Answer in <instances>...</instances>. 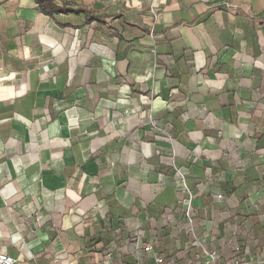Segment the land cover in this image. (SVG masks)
<instances>
[{"label":"crops","instance_id":"0c3cea01","mask_svg":"<svg viewBox=\"0 0 264 264\" xmlns=\"http://www.w3.org/2000/svg\"><path fill=\"white\" fill-rule=\"evenodd\" d=\"M53 3L83 13L48 16L34 0H0V249L15 264H32L29 253L38 264H90L102 240L112 242L107 228L173 209L171 178L161 184L172 153L191 180L248 160L223 185L238 182L226 194L238 209L248 187L256 197L264 183V0ZM152 141L155 155L141 162L140 143ZM194 191L209 218L206 188ZM3 200L17 208L23 247ZM55 242L64 250L54 253Z\"/></svg>","mask_w":264,"mask_h":264},{"label":"built area","instance_id":"2783aa9c","mask_svg":"<svg viewBox=\"0 0 264 264\" xmlns=\"http://www.w3.org/2000/svg\"><path fill=\"white\" fill-rule=\"evenodd\" d=\"M154 19L157 18L156 12L151 10ZM89 96L92 92L89 90ZM75 110V107L68 108L64 113ZM133 113L124 112L126 117H130ZM130 114V115H129ZM76 120L75 115L68 116ZM152 129L156 130L169 144L173 139L169 129L160 122H155L152 116L148 118ZM76 128V125H73ZM155 142H142L139 146L140 161L145 162L154 156V151L151 152L150 146ZM169 160V175L163 174L161 184L165 183V178L169 176L171 183L176 192V205L171 210L156 215V228L158 232L165 230L166 235L158 244L159 238L154 234L149 225L137 218H127L124 220L122 228L125 235L131 238V242L126 247V252L131 257L133 264H178V251L182 248L178 245V237L183 233L186 238L185 246L188 247L182 260L186 264H264V218L258 216L257 222H261L262 228L256 232L254 239L247 240L246 243L236 244L232 238L238 233V221L234 218L225 220L222 233L227 234L228 239H224L218 246H213L214 239H218V232L215 221L205 216L204 194H197L194 187L204 186L206 195H211L214 203L221 210L225 209L228 204V196L223 193L221 186L226 182L227 178H235L238 174H243L244 169L249 164V161L244 159L240 161V166L235 172L215 173L213 170H204L203 177L191 180L187 168L180 167L174 162L173 153ZM116 161H120L116 158ZM193 166V165H192ZM149 168H144V176L146 177ZM230 175V176H229ZM146 179V178H145ZM262 193V201L264 204V191ZM254 195L253 190H246L245 197L251 199ZM43 203V202H42ZM40 202V204H42ZM3 207L7 210L6 219L12 223L15 228L13 236L14 243H20L21 247L25 246V240L22 236V230L19 226V221L16 220L13 210L9 209L8 204L3 200ZM95 210H102V205L96 203ZM262 219V220H261ZM256 221V220H255ZM35 223L39 230L42 226V220L39 216L35 217ZM114 237L108 245L105 246L99 257L94 255L88 256L90 264H124L123 250L115 243V240L120 236L121 229L119 227L113 230ZM153 234V235H152ZM155 235V236H154ZM44 242H52L49 237H44ZM46 245V244H44ZM261 249L260 255H257L255 248ZM54 253L64 250L63 245L59 242L53 244ZM256 252V253H254ZM94 254L90 251L89 254ZM29 260L32 264H38L37 258L29 253ZM76 257V256H75ZM16 259L8 254L6 248L0 249V264H15ZM52 264H56L57 260L53 259Z\"/></svg>","mask_w":264,"mask_h":264},{"label":"trees","instance_id":"16d2710c","mask_svg":"<svg viewBox=\"0 0 264 264\" xmlns=\"http://www.w3.org/2000/svg\"><path fill=\"white\" fill-rule=\"evenodd\" d=\"M34 2L38 5L39 9L44 14H46L48 16H50L54 13H64V14L73 13V14H77V15L83 13L82 10H70V9H66V8H59V7L54 5L53 0H34ZM130 87H132V84ZM252 181H256L255 183H257L259 180H252ZM237 184H238L237 181L230 180L225 185H223L221 187V190L223 191V193L228 194L231 197V193L236 189ZM207 198L209 201V203H208L209 207L207 208V216L215 221V226H216V228L220 234L223 230V224H224L225 220L234 218L238 221V224H239L238 225L239 226L238 227V233H237L236 237H233V239H232L236 244H243L245 241L247 242V240L254 239L256 236V232H258L262 228L263 225L261 224V222H257L255 220H253L251 215L246 216V219H247L246 223L248 224V226H246V224L241 220L242 218L240 216V213L242 212L241 211L242 208L238 209V206L236 208V205H235V202L233 201V199H230V201L228 200L229 202L227 204V207L225 209L221 210L213 202V198L210 194L207 195ZM233 209H234V211H233ZM167 210H169L171 212V210H173V209L163 208L158 213L162 214L163 212H165ZM235 210H236V212H235ZM155 213H157V212L147 210L143 214L142 219H143V222L147 223L149 225V227L151 228V230L154 231V234L159 238L158 244H157V246H159V243L161 242L162 238L166 235V232H165V230H160L158 232V230L156 228V220H155L156 215H158V214L155 215ZM252 215H254V214H252ZM119 228L121 229V233H120V236L115 240V243L117 245H119V247L123 250V263L124 264H133L131 257L126 252V247L129 244V242H131V238L129 236L125 235V232H124V229L122 228V226ZM106 231L108 233H110V232L113 233V231L110 227L107 228ZM102 242L104 244L103 247L109 244L108 242H105V240H102ZM256 249H257V247L255 248V250ZM146 264H150V262H146ZM178 264H181V263L179 262Z\"/></svg>","mask_w":264,"mask_h":264},{"label":"rangeland","instance_id":"374dc122","mask_svg":"<svg viewBox=\"0 0 264 264\" xmlns=\"http://www.w3.org/2000/svg\"><path fill=\"white\" fill-rule=\"evenodd\" d=\"M262 36H263L262 38L264 39V33L262 34ZM262 186H263L262 188H263V191H264V183H263ZM147 188L148 187H144L143 190L147 191L148 190ZM248 188L252 189L251 187H248ZM262 188L260 190L258 189V194L253 199H248V201H247V200H245V195H244V198H243V196L241 197V199L243 201H245V203H243V201L241 202V203H243L242 204L243 208L241 210L242 212L240 213V216L242 218L241 220L246 224V226H248V224L246 223V221H247L246 216H250L251 215L252 218L254 220H256V221L259 218L258 216H261V218H264V204H263L262 198L260 197V195H261L260 191L262 190ZM167 192H170V199H168L166 201V203H167V205H173L174 202L176 201L175 200L176 199V193H175V191L172 188H168ZM198 192H200V191H198ZM205 193H206V191H205ZM197 194H201V192L197 193ZM157 201H159V203H162L161 199L159 197H158ZM252 214H254V215H252ZM218 237H219L218 239H214V241H213V246L214 247L218 246L224 239H228L229 238L227 236V234L224 235V233H222V232H221V234ZM178 239H179L178 240V245L182 248L180 251L177 252L178 253V258L180 259V263L181 264H186L185 263L186 261L182 260V258L184 257V254H185V252L187 251V248H188V247L185 246V243H186L187 240H186L185 235L183 233L178 237ZM254 253H256V252H254ZM260 253H261V249L257 250L256 254L260 255Z\"/></svg>","mask_w":264,"mask_h":264}]
</instances>
